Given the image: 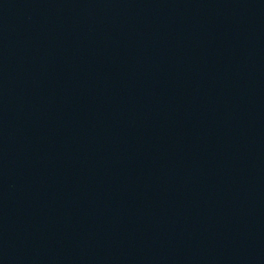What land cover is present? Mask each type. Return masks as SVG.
Wrapping results in <instances>:
<instances>
[{"label": "water", "instance_id": "1", "mask_svg": "<svg viewBox=\"0 0 264 264\" xmlns=\"http://www.w3.org/2000/svg\"><path fill=\"white\" fill-rule=\"evenodd\" d=\"M0 264H264V0H0Z\"/></svg>", "mask_w": 264, "mask_h": 264}]
</instances>
